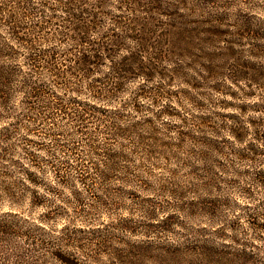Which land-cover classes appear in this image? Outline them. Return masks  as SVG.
Returning <instances> with one entry per match:
<instances>
[{"label": "rangeland", "instance_id": "1", "mask_svg": "<svg viewBox=\"0 0 264 264\" xmlns=\"http://www.w3.org/2000/svg\"><path fill=\"white\" fill-rule=\"evenodd\" d=\"M110 1L112 12L137 15L147 41V73L116 102L133 103L140 121L115 140L97 131L95 150L56 123L52 150L84 180L56 183L55 221L38 208L0 215V264H65L58 250L81 264H264V163L240 161L227 131L264 121V0ZM106 146L119 148L118 167L94 153ZM10 169L0 157V188Z\"/></svg>", "mask_w": 264, "mask_h": 264}, {"label": "trees", "instance_id": "2", "mask_svg": "<svg viewBox=\"0 0 264 264\" xmlns=\"http://www.w3.org/2000/svg\"><path fill=\"white\" fill-rule=\"evenodd\" d=\"M111 6L110 0H0V157L11 167L9 185L0 188L7 206L0 215H30L38 208L37 218L55 221L56 183L83 182L82 173L76 178L61 167L69 163L67 157L58 159L52 150L58 121L87 134L90 150L96 146L89 137L97 131L115 140L140 121L133 103L124 111L127 103L116 102L120 88L147 73L148 51L140 48L147 41L134 25L135 14L114 13ZM60 33L65 35L56 42ZM88 123L93 129L83 131ZM227 131L240 161L259 155L264 163L263 120L251 127L236 122ZM30 133H42L43 140ZM117 149L106 146L94 153L105 168H116ZM95 169L100 180L107 176ZM256 172L264 182V168ZM53 252L56 256V246ZM58 253L65 264H81L70 253Z\"/></svg>", "mask_w": 264, "mask_h": 264}]
</instances>
